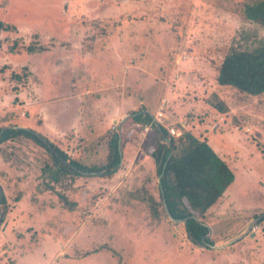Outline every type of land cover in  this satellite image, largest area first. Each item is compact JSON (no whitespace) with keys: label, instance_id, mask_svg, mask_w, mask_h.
I'll return each instance as SVG.
<instances>
[{"label":"rangeland","instance_id":"obj_1","mask_svg":"<svg viewBox=\"0 0 264 264\" xmlns=\"http://www.w3.org/2000/svg\"><path fill=\"white\" fill-rule=\"evenodd\" d=\"M254 1L0 0V21L16 28L0 31V126L49 134L70 157L102 164L109 133L119 128L124 141L130 136L138 146L143 136L131 122L132 111L157 108L167 94L162 85L174 88L176 76L191 71L203 84L196 88L195 77L186 78L193 84L179 96L195 106L183 127L198 138L216 135L234 173V184L204 219L212 244H225L257 219L253 213L264 210V93L227 85L211 90L212 69L229 47L252 49L264 42V28L242 13ZM140 37L158 48L143 50ZM147 74L152 78L141 89ZM215 99L224 102L225 112L211 105ZM199 101L201 109L194 108ZM115 102L129 107L128 113L109 122L104 108ZM177 124L168 121V129ZM50 125L61 131L50 134L49 127L57 130ZM0 147V186L8 203L0 222V264H264V220L229 245L212 248L190 242L182 222L164 213L153 217L145 195L159 200L156 166L153 162L152 174L135 176L137 164L131 162L135 186L122 184L121 168H129L123 163L127 141L110 177L70 175L56 185L76 201L73 210L42 190L44 154L38 146L8 141ZM140 165L144 172L147 167Z\"/></svg>","mask_w":264,"mask_h":264},{"label":"trees","instance_id":"obj_2","mask_svg":"<svg viewBox=\"0 0 264 264\" xmlns=\"http://www.w3.org/2000/svg\"><path fill=\"white\" fill-rule=\"evenodd\" d=\"M242 13L246 19L257 22L264 28V0L246 3L243 6ZM15 29V26L0 21V31H13ZM13 48L14 45L8 46L10 51H13ZM37 48L38 50L43 49L42 46ZM33 49L31 46H27V50L31 51ZM217 71L215 79L218 85L231 86L251 95L263 94L264 42L260 47L252 49L229 47L217 66ZM213 97L216 96L213 95ZM210 102L220 113L226 111L224 102L216 99ZM152 118V115L140 109L132 111L131 122L150 123ZM158 126L152 125L151 130L145 137H142V149L153 159L157 175L161 172L169 151H171V155L160 182H158L160 188L159 200H156L152 195H145V199L149 203V211L155 218L161 213L168 217L163 205L164 200L173 219L186 218L182 224L186 238L190 242L197 245L212 244V239L205 236L208 233V228L201 222H205V217L213 210L211 207L220 200L225 190L233 182L234 173L227 162L219 156L205 138L196 137L180 123L175 127L180 132L178 135L171 134L166 123ZM0 132H2L0 134V145L8 141L16 144L31 142L43 151L44 158L40 170V175L43 178L42 190L55 193L63 207L69 210H73L77 203L75 200L69 199L63 191L56 188L63 177L80 176L86 173L110 177L118 167L120 156L116 131L109 133L106 143L107 153L102 164L85 163L72 158L63 149L39 133L56 151V154H54L34 133L35 131L30 129L0 126ZM123 145L124 139L122 136L121 147ZM261 152L264 157V146L261 147ZM60 158L69 161L73 168ZM161 191L163 194H161ZM7 210L8 203L3 194L0 199V222L5 219ZM253 216L259 217L258 223H260L264 220V210L253 213ZM195 218H198L201 222Z\"/></svg>","mask_w":264,"mask_h":264},{"label":"crops","instance_id":"obj_3","mask_svg":"<svg viewBox=\"0 0 264 264\" xmlns=\"http://www.w3.org/2000/svg\"><path fill=\"white\" fill-rule=\"evenodd\" d=\"M157 32H158V29L155 28L154 31H153V34H154V37L156 39H158V37H159V34ZM140 41L143 42V45H142L143 50H144V48L145 49L146 48H148V49L149 48H158L157 45H156V42L150 43L149 41H147L145 38H142V37H140L139 42ZM119 45H120L121 48H123L125 46V43L121 42ZM106 51L108 52V50H106ZM149 52H151V51H149ZM103 54L106 55V52L104 51ZM181 61L182 60H180L179 63H181ZM105 62H107V61L105 60ZM219 64H220V62H219ZM212 70L214 72V77L216 78V75H217V72H218L217 68L213 67ZM193 76L195 77V75L191 71L182 72V73H180V75L176 76V77H178V79H176V81H178V84L176 86H174V88H170L169 85L166 84V83H164L162 85L164 93H167L162 98V99L166 100L165 104L163 106L162 117H163V120L165 121V123L167 125H168V121L169 122L170 121H172V122L173 121H178L183 126L185 125V123H186V120L184 119L185 114L188 111L192 110L193 106H195V104L192 105L193 103H190V102L187 103V102L183 101V98H181L179 95L181 93H183V87H188L189 85L193 84L192 80H187L188 78H192ZM141 77L143 78V80L141 82H139V87L142 89V87H144L146 85V79L147 78H152V75L147 74V75H143ZM155 78L156 77H154L153 79H155ZM78 79L79 78H77V80L74 82V83L77 84V87L79 86ZM184 79H186V80L184 81ZM194 79H195L194 87L195 86H196V88L199 87V89L202 88L201 84H203V83H202L201 79H199L197 77H195ZM216 86L219 88V87H221L223 85H217L215 83V87H213L211 90L219 91L216 88ZM83 90L84 89H82L81 91H83ZM209 92H211V91H209ZM200 94H204V90L203 89L200 92ZM196 105L198 107H194V108L201 109V107L203 106V103H202V101L201 102L199 101ZM78 106H79V111L76 112V115H77V119L81 120V122H78L77 124H78V127L80 126V128H82L83 127L82 125L84 124L83 123L84 121H82V118H83V116H82V114H83L82 113V108L83 107H82V104H80V103H79ZM206 106H209V105L206 103ZM64 107H66L65 109H68V105L65 106V103H64ZM128 108L129 107H122L120 104H118V102H115V103H113L112 106H110V107L108 106L107 108L106 107L104 108V109H106L104 117H106V120H109V122H110V120L111 121H115L116 118L120 120L121 117H123L124 115H126V113H128L127 112ZM157 109H158V106H157V108H154L153 110H149L148 108H144V109H142V111L143 112H147L148 114L152 115V117H153L152 120H153V119L156 118ZM109 122L107 123V121H106L104 123L105 129H106L107 126H109ZM50 126L52 128H54V129H57V130H51L50 127H49L48 132L50 134H52L54 132L57 133V132L61 131L60 129L56 128L55 126H52V125H50ZM68 126H70V125H68ZM96 127H97V129L102 128L101 125L96 126ZM46 136L51 140V137H50L49 134H47ZM220 136H223V138L227 140V138L225 136V133H223V135H220ZM129 137L124 141V145H123V148H125V144H126V141H127V150L125 149L123 151V163L129 164V168L127 170H125V166H122L121 173H122V176H123L122 184H126L127 188L131 189V188H133L135 186V184L130 183V180H129V177L134 172V168L132 169V166L130 165L131 162H135L136 161V164H137V167H136L137 171L134 172V174H137V175H135V176H138L140 174H141V176H143V174L145 172H146L145 175L152 174L153 169H154V164H153V159L151 158V156L149 154L145 153V151L142 149L143 138L141 137V140L138 141V146H136L135 144H131ZM202 138H205L208 141V143L212 146V148L219 154V156L223 160H225L227 162V158L224 155L226 145L216 143V139H215L216 135L211 134V135L207 136V135L204 134V136H201V139ZM140 164H142V165L147 167V169L144 172L142 171ZM125 177L128 178L126 181L124 180ZM141 182L142 181H139L137 184L141 185ZM233 184L234 183L232 182L226 190H229V188L232 187ZM217 203L215 205H213V207H211V208L214 209V207L217 205Z\"/></svg>","mask_w":264,"mask_h":264},{"label":"water","instance_id":"obj_4","mask_svg":"<svg viewBox=\"0 0 264 264\" xmlns=\"http://www.w3.org/2000/svg\"><path fill=\"white\" fill-rule=\"evenodd\" d=\"M128 116V115H127ZM123 120L124 119H122L121 120V122H120V125H119V127L121 126V124H122V122H123ZM157 127H159L158 125H156ZM14 128H25L26 129V127H23V126H14ZM118 132H117V142H118V153H119V156H120V159H119V163H118V165L121 163V159H122V151H121V136H122V134H121V129H119L118 128V130H117ZM2 132H0V134H1ZM46 145H47V147L54 153V154H56V151L53 149V147L49 144V142L43 137V136H41L39 133H37V132H34ZM167 141H168V139H167ZM170 155H171V151H169V153H168V155H167V157H166V159H165V161H164V163H163V166H162V169H161V172L159 173V175H158V182H160V179H161V176L163 175V172H164V170H165V167H166V164H167V162H168V160H169V158H170ZM64 163H66L68 166H70V167H72L73 168V166L71 165V163L69 162V161H67V160H63L62 158H60ZM161 194H163V192L161 191ZM2 195H3V193H2V190H1V188H0V199H1V197H2ZM163 205H164V208H165V211H166V214L168 215V217L171 219V220H173V221H175V222H184L185 221V219H173L171 216H170V214H169V212H168V209H167V206H166V203H165V201L163 200ZM259 218V217H258ZM257 218V219H258ZM0 219H1V211H0ZM197 221H199V222H201L198 218H195ZM257 219H254L253 221H251V223L248 225V227H247V229H246V231H249L250 229H251V227H253V225L255 224V221L257 220ZM203 225H205L207 228H208V233L205 235L206 237H208L209 236V234H210V232H211V227L207 224V223H205V222H201ZM246 231L243 233V234H241V235H239V236H237V237H234V238H232L231 240H229L227 243H225V244H222V245H214V244H208V243H206L208 246H210V247H212V248H221V247H224V246H227V245H229L230 243H232V242H234V241H236V240H238V239H240L243 235H245V233H246Z\"/></svg>","mask_w":264,"mask_h":264},{"label":"built area","instance_id":"obj_5","mask_svg":"<svg viewBox=\"0 0 264 264\" xmlns=\"http://www.w3.org/2000/svg\"><path fill=\"white\" fill-rule=\"evenodd\" d=\"M165 99H161L160 100V103L158 105V109H157V112H156V118L152 120V122L150 123H142V122H134V126H136L138 129H139V132L140 134L145 137L146 134L151 130L152 128V125H159V124H164V120H163V117H162V111H163V106L165 104ZM118 122L116 121L115 123H113L111 125V128L112 129H116L117 126H118ZM168 131L171 133V134H175V135H178L180 132L177 131L176 129H174L173 127H169Z\"/></svg>","mask_w":264,"mask_h":264}]
</instances>
